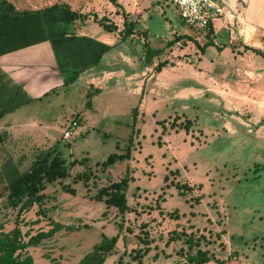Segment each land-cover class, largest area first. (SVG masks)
I'll return each instance as SVG.
<instances>
[{"label":"rangeland","instance_id":"rangeland-1","mask_svg":"<svg viewBox=\"0 0 264 264\" xmlns=\"http://www.w3.org/2000/svg\"><path fill=\"white\" fill-rule=\"evenodd\" d=\"M9 1L66 3L121 30L131 17L123 71L139 75L78 80L0 120V231L19 227L35 264H184L198 247L209 251L207 264H264V57L244 50L264 53V29L248 34V44L229 43L241 50L202 51L195 41L212 36L186 26L168 0L133 14L123 8L131 0ZM147 46L160 49L151 63ZM74 117L79 127L66 139ZM187 119L188 129L179 124ZM128 150L129 158L102 165ZM45 154L61 156L67 176L46 183L39 204L8 207L10 181ZM123 179L125 210L95 199Z\"/></svg>","mask_w":264,"mask_h":264},{"label":"crops","instance_id":"crops-1","mask_svg":"<svg viewBox=\"0 0 264 264\" xmlns=\"http://www.w3.org/2000/svg\"><path fill=\"white\" fill-rule=\"evenodd\" d=\"M150 1L139 0L135 7L123 4V8L133 14L134 9L141 7L140 4H149ZM221 1L226 15L212 23L214 45L209 47L217 51L221 47L220 52L224 53L232 52V49L241 50L240 46L231 48L229 43L238 38H243L246 43L248 34H258L260 29H264V6L257 5L258 0ZM13 4L17 10L42 9L20 8ZM42 18L47 40L0 54V70L6 74V80L10 85L21 88L31 101L47 98L78 80L92 82L102 77L103 81L108 78L119 82L121 77L132 79L139 75L123 71L121 29L108 32L92 19L72 20L63 8L43 12ZM145 85V80H142L136 91L140 99Z\"/></svg>","mask_w":264,"mask_h":264},{"label":"trees","instance_id":"trees-1","mask_svg":"<svg viewBox=\"0 0 264 264\" xmlns=\"http://www.w3.org/2000/svg\"><path fill=\"white\" fill-rule=\"evenodd\" d=\"M59 8L65 9L71 16V19L85 18L71 9L66 3L53 4L40 10H17L15 5L9 0H0V54L14 51L23 47L36 44L48 39L45 23L42 18V13L52 11ZM131 17L124 20V27L120 31L121 38L126 39L134 33ZM96 22L106 31L113 32L118 29L117 25L108 23L106 18L96 20ZM211 28L205 33L207 36H212ZM180 36L174 40H179ZM173 40L168 43L172 44ZM195 44L204 51L207 47L214 45L213 39H207L204 44L200 45L195 41ZM221 50V47H220ZM244 50H251L256 54L264 57V53L258 49H254L248 45H244ZM160 53V49L146 47V61L151 63L154 56ZM165 62V61H164ZM164 63H157L156 70H161ZM6 74L0 70V120L10 112H14L17 108L29 103L32 99L19 87L10 85L6 80ZM133 110H136L134 108ZM78 120V118L74 117ZM181 127L188 129L190 120L185 123H179ZM129 150L123 154L111 153L108 155L103 166H109L118 160L129 158ZM68 174L64 159L59 155L50 157L45 154L37 159L33 166L26 172L13 178L8 184L7 189V206L18 208L20 213L23 210L31 208L34 204H39L43 198L46 183H51L58 178H64ZM126 179L119 182H114L109 186L103 187L95 196V199L100 201L105 197L104 201L107 205L115 206L120 211L127 208V199L124 192ZM66 192L75 194L74 189L63 187ZM116 238L112 239L114 242ZM189 249L197 245L191 237L187 239ZM32 241H25L22 231L19 227H15L11 234L0 231V264H35L33 256L27 251V247ZM186 263L184 264H207L211 260V255L208 250L197 248L192 253H186Z\"/></svg>","mask_w":264,"mask_h":264},{"label":"built area","instance_id":"built-area-1","mask_svg":"<svg viewBox=\"0 0 264 264\" xmlns=\"http://www.w3.org/2000/svg\"><path fill=\"white\" fill-rule=\"evenodd\" d=\"M137 6L139 0H131ZM177 12L180 20L193 30L207 32L212 23L226 15V9L221 0H168ZM79 127L75 118L68 121L63 131L64 138L73 136Z\"/></svg>","mask_w":264,"mask_h":264}]
</instances>
